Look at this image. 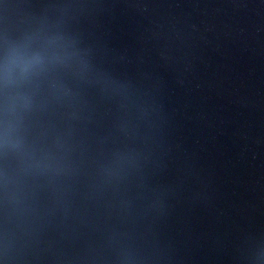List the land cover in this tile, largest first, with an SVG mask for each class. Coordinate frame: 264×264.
Returning a JSON list of instances; mask_svg holds the SVG:
<instances>
[{"label":"water","instance_id":"water-1","mask_svg":"<svg viewBox=\"0 0 264 264\" xmlns=\"http://www.w3.org/2000/svg\"><path fill=\"white\" fill-rule=\"evenodd\" d=\"M0 264H264V0H0Z\"/></svg>","mask_w":264,"mask_h":264}]
</instances>
